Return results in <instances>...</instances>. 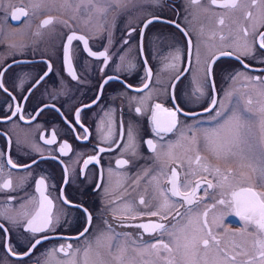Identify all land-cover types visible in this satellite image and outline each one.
Masks as SVG:
<instances>
[{
  "label": "flooded vegetation",
  "instance_id": "flooded-vegetation-1",
  "mask_svg": "<svg viewBox=\"0 0 264 264\" xmlns=\"http://www.w3.org/2000/svg\"><path fill=\"white\" fill-rule=\"evenodd\" d=\"M230 3L160 0L141 20L139 9L129 13L114 4L96 8L103 17L94 16L87 28L71 16L83 8L56 9L52 48L34 39L55 23L51 13L33 19L20 39L0 40V185L11 181L0 188V264H261L264 232L230 202L242 188L264 194V49L258 43L264 0L224 6ZM20 7L27 15L14 24ZM28 17L26 3L0 0V18L9 28ZM45 19L52 23L41 26ZM72 34L85 37L88 51L107 56H90L84 41L73 40L76 79L64 61ZM246 44L254 48L251 55L243 54ZM13 49L20 51L12 55ZM156 104L176 113L172 131L157 132ZM217 111L243 117L240 146L231 151L229 131L205 137L221 122ZM158 119L167 126L166 113ZM173 169L181 192L195 190L193 203L172 196ZM41 192L52 201L50 210L46 202L41 209ZM240 199L243 206L247 197ZM37 211L51 224L32 233L27 221ZM150 223L165 227H138ZM193 239L194 250L178 247Z\"/></svg>",
  "mask_w": 264,
  "mask_h": 264
},
{
  "label": "snow or ice",
  "instance_id": "snow-or-ice-1",
  "mask_svg": "<svg viewBox=\"0 0 264 264\" xmlns=\"http://www.w3.org/2000/svg\"><path fill=\"white\" fill-rule=\"evenodd\" d=\"M256 0H253V3H255ZM192 3H199V0H192ZM212 3L215 4L216 0H212ZM236 5V0H231V3L228 5H224L225 7L231 6V7H235ZM21 15L26 16L27 13L24 12L23 10L20 11ZM248 15H251V13H249ZM19 17L16 15L12 16V19H18ZM152 21L149 20L147 21V23H151ZM52 23L51 19H45L44 21H42V25L41 26H45ZM220 23H223V20L220 21ZM244 35L247 36L248 32L247 30H245ZM259 48L260 49H264V32H259ZM79 39L81 41H84V46H85V50L88 51V44H87V40L85 39V37L83 36H77L75 34L69 35L67 38V43L64 45V61H65V66L69 72V74L72 76L73 79H76V74L72 68V62H71V57H70V49L69 46L71 45L73 40ZM223 39V37H222ZM254 51V48L252 45H247L245 46V50H244V55H251ZM88 55L90 56H96V57H104L105 60H107V56L105 52H99V53H95L92 51H88ZM222 56H227V55H231V53L229 52H222L221 53ZM179 58V54H177V59ZM237 59H239V57H237ZM243 63V61H241ZM49 67H51L49 65ZM211 74V65L209 66V75ZM150 75V73H149ZM237 75H243L242 73H237ZM245 78H249V77H245ZM259 79V78H257ZM105 83H107V81H105ZM3 84L0 83V88H3ZM145 87H147V85H145ZM216 101H213V104H215ZM136 111L139 113L141 111L140 108H137ZM206 111H208L206 109ZM166 113L167 117H168V123L167 126H161L160 121L158 119V114L159 113ZM79 115V109L77 110V116ZM216 116L221 118V122L218 124L217 128L211 129V130H206L205 132V137L206 139H210V138H220L222 137V135L225 133V131H229L231 133L230 138L226 141V146L228 147L229 151H231V149L233 147H239L240 143H241V139H240V121L243 119L242 115L238 112V111H231V112H222V111H217L216 112ZM22 118V117H21ZM152 118L154 123L156 124V130L157 132L159 131H166V132H170L172 131V129L175 127V123H176V113L174 111H170L167 109L162 108V106L160 104H156L155 108L153 110V114H152ZM233 122H235V124H233ZM128 136L129 139L132 138V130L131 127H129L128 130ZM53 140H49L46 141V143H53ZM147 144L149 145L150 148H153L154 150V146L152 144L151 140L147 141ZM68 144L65 143L62 145L61 147V152L62 154H66L65 153V149H68ZM251 147V146H249ZM101 151H103V149H101ZM91 159H95L90 158ZM260 159L262 161H264V153L261 154ZM197 160H199V157H197ZM90 161H85V164L89 163ZM9 164L12 165V167H17V165H15L11 160L8 161ZM33 163H35V161H33ZM127 163L126 161H117L118 165H122ZM25 167H28L27 165ZM261 174L262 176H264V169L261 170ZM176 177H177V172L175 169L172 170V179L169 181L172 184V196H176V197H182L184 199V201L188 204L193 203L192 197L195 196V190L191 191V192H181L180 188L177 186L176 183ZM67 182V181H65ZM44 183L43 179L37 181V191H40V185H42ZM11 187V181H5L2 185H0V188L3 189H7ZM200 185L197 184L196 188H199ZM208 187L211 188L213 187V185L211 183L208 184ZM163 195V193H161ZM245 196L247 197V201L246 203L243 204L242 206V201H241V197ZM45 202L47 203V205L49 206V210L52 204V201L48 199L47 196L44 195L43 192H41V209H44L45 207ZM65 203H67V201H65ZM141 203H143V200H141ZM219 204L224 205L226 204V201L221 199L218 201ZM168 201L167 198H165V207L167 206ZM231 207L235 209L236 214L241 216L242 219L246 220V221H250L255 223L256 227L259 229L260 232H264V194H260L257 193L255 191H253L252 188H242L239 192H233L232 193V200L230 202ZM150 215H158L157 212H152L150 213ZM177 215H179V213H177ZM207 215V213H205V216ZM259 217L258 219L256 217ZM41 218V212L37 211L36 215L32 218L29 219L27 221V229L31 231L32 233H36V232H42L44 230H46L50 224H51V218L50 217H46L43 220L40 219ZM162 218H166V217H162ZM89 221L91 220V217L89 216ZM39 221V223H38ZM3 225H0V228H2ZM138 227H141L143 229H145V231H148L149 229L152 230H156V229H163L165 226L163 224L160 223H150V224H141L138 225ZM205 227H207V223L205 221ZM85 232L88 231V229L86 228L84 230ZM209 235H211V232L208 233ZM81 235H83V233H81ZM40 241L37 240L35 242V244L32 245V247L34 248L36 246V244H39ZM202 243L204 245L205 248L208 247L209 241L207 239H203ZM164 248L168 249L169 251H171V249L169 248V246L167 244L163 245ZM262 247H264V244L261 245ZM153 247H155V245H153ZM178 247H183L185 249V252L187 253L190 250H194L195 249V240H191V241H186L183 245H179ZM61 251H63V249H61ZM25 255H27V253H25ZM192 255H195V251H192ZM261 264H264V251L261 252Z\"/></svg>",
  "mask_w": 264,
  "mask_h": 264
},
{
  "label": "rangeland",
  "instance_id": "rangeland-1",
  "mask_svg": "<svg viewBox=\"0 0 264 264\" xmlns=\"http://www.w3.org/2000/svg\"><path fill=\"white\" fill-rule=\"evenodd\" d=\"M6 1L13 2V4L21 3L25 5L26 3L29 9V17L25 20L23 26L19 28H9L6 25V22L0 18V40H7L8 38L20 39L21 38L20 34H23L24 32L27 31V28L29 25L32 24L33 19L37 17L40 18V16H42V13H44L45 15H49L47 13H51L52 16L53 14L55 15L53 16L55 18L54 21L55 23L48 26L45 30H42L41 36H39L38 34L34 36V39H39L38 42H42L43 44L42 46L51 45V48H52V44L56 42V9H61V11H67L65 9L74 8V7L83 8L84 10L81 9L82 14L80 15L71 14V16L72 17L75 16V18H78L77 20L80 22V24L84 28H87L86 25L87 23H91L94 26V22H96V20L94 21L93 18L94 16H97L100 19L103 17V15H95V13H101L100 10H96V8L98 7L111 8L114 4L115 5L119 4L122 6L123 10L125 8V10H127V12L129 13L133 12L136 9H139L140 14H142V16H139L141 20L143 17L148 16L152 11H154V9H157L160 6L159 4L160 0H128L129 2H125V5H123L124 0H6ZM90 8L91 10H87ZM79 11L80 10H75L74 12H79ZM131 19L133 20L134 18ZM96 29L99 28H94L93 32L96 31ZM165 39L166 36H163V39H161L160 42L164 43ZM34 43L35 41L27 42V43H23V45H32ZM12 45L14 46L15 43L14 44L12 43ZM29 50H33V49H29ZM19 51L20 50L18 49H13L11 54L12 55L17 54Z\"/></svg>",
  "mask_w": 264,
  "mask_h": 264
},
{
  "label": "water",
  "instance_id": "water-1",
  "mask_svg": "<svg viewBox=\"0 0 264 264\" xmlns=\"http://www.w3.org/2000/svg\"><path fill=\"white\" fill-rule=\"evenodd\" d=\"M15 10H16V11H15ZM15 10L13 11V15L18 16L19 18H18V19H13V23H14V24H17V23H20L21 20L25 17L24 15H21V14H20V11L23 10L24 12H26V10H25L24 8H22V7L17 8V9H15ZM13 15H12V16H13Z\"/></svg>",
  "mask_w": 264,
  "mask_h": 264
}]
</instances>
